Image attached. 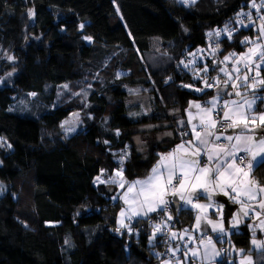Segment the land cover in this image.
<instances>
[{
	"label": "trees",
	"instance_id": "16d2710c",
	"mask_svg": "<svg viewBox=\"0 0 264 264\" xmlns=\"http://www.w3.org/2000/svg\"><path fill=\"white\" fill-rule=\"evenodd\" d=\"M246 4L197 0L184 7L175 0H115L114 6L113 0H0V56L6 50L15 57L14 63L0 59V76L16 69L0 86V137L12 145L0 151V181L5 186L0 196V264H159L154 252H160L162 237L157 247H150V228L144 222L135 224L138 235L112 230L121 204L114 205V192L94 185L93 178L101 168L111 174L118 166L112 152L125 145V175L135 179L147 174L156 152L169 146L156 137L175 129L170 113L182 112L188 100L196 98L179 86L192 81L177 71V61L185 49L206 48L205 32L223 27L241 7L247 11ZM29 8L32 18L27 16ZM244 35L252 33L235 34L233 44L223 36L222 54L233 48L243 51L239 42ZM82 36H92V43L84 44ZM118 70L126 75L117 79ZM88 75L102 79L87 97L86 112L93 118L82 131L62 140L56 137L60 121L76 105L72 100L58 103L57 91ZM168 76L172 80L165 84ZM129 88H139L140 96H129ZM30 92L36 95L30 98ZM19 100L28 108L14 107ZM142 104L151 109L147 115H128L140 112ZM261 105L258 102L257 109ZM149 124L157 127H144ZM253 175L264 183V165ZM185 213L179 214L175 228L188 219ZM231 240L236 248L247 249L250 233L242 227ZM228 258L224 255L223 264Z\"/></svg>",
	"mask_w": 264,
	"mask_h": 264
},
{
	"label": "snow or ice",
	"instance_id": "6c2138e0",
	"mask_svg": "<svg viewBox=\"0 0 264 264\" xmlns=\"http://www.w3.org/2000/svg\"><path fill=\"white\" fill-rule=\"evenodd\" d=\"M175 2L190 7L197 0ZM113 4L115 6V0ZM246 8L247 11L244 7L236 11L223 27L205 32L206 48L185 49L177 61V71L190 75L192 81L182 82L179 86L189 89L196 98L189 99L182 112L173 109L170 113L176 123L175 129L156 137L169 146L156 152L155 162L147 174L135 179L125 175V162L129 158L128 145H125L119 152H112L118 166L111 174L108 169L101 168L93 178L94 185L103 184L110 193H115L110 197L114 205L121 202L112 230L131 235L138 233L136 223L146 221L150 228L147 237L150 247H157L159 237H165L162 241L165 251L154 252L159 264H223L224 255L229 257L228 264H253L252 252H264V239L257 238L258 233L264 236V183L253 175L264 165V110L257 111L258 102L264 104V95H261L264 93V0H247ZM116 14L120 15L119 7H116ZM27 16H34L33 9L27 10ZM78 27L82 30L84 25ZM183 30L188 31L187 28ZM242 30L252 33L240 39L243 51L233 48L222 54L221 37L225 36L229 44H233L234 35ZM129 37L132 38L131 33ZM81 38L90 43L93 41L92 36ZM0 59L15 62V57L6 50ZM15 71V67L6 71L0 76V82ZM119 77L120 73H117L116 78ZM171 80L168 76L164 83ZM61 87L71 91L68 84ZM91 87L88 83L79 92H71L72 97H81L83 107L69 112L60 121L59 127L64 131L62 138L75 132L82 122L80 112L89 107L87 97ZM143 91L147 93L148 89ZM128 92L139 97L141 90L129 88ZM35 95V92L28 93L30 97ZM201 96L208 98L202 100ZM149 111L151 109L142 104L140 112H129L128 115L137 117L147 115ZM86 115L93 118L90 113ZM107 122L105 117L104 123ZM114 131L119 137L120 130ZM177 135L179 142L173 143ZM163 137L171 139L165 141ZM136 139L137 144H141L140 139ZM0 142V147L4 144L12 147L4 137H0ZM103 143L108 145L110 142L104 140ZM0 191H3V185H0ZM218 196L225 197L227 202L218 200ZM229 203L235 205V210L227 216L225 209ZM173 210L176 215L193 213L194 222L190 227L176 230ZM241 224H246L251 234L247 254L244 249H237L231 240L233 234H238ZM217 243H227L229 249L217 248ZM65 244H69L67 238Z\"/></svg>",
	"mask_w": 264,
	"mask_h": 264
},
{
	"label": "rangeland",
	"instance_id": "374dc122",
	"mask_svg": "<svg viewBox=\"0 0 264 264\" xmlns=\"http://www.w3.org/2000/svg\"><path fill=\"white\" fill-rule=\"evenodd\" d=\"M181 5H183V4H181ZM184 6V5H183ZM221 39H223V36L221 37ZM226 40L225 41H227L228 42V40H227V38H225ZM82 41H83V43L84 44H86V45H90L91 43L90 42H88V41H86V40H84V39H82ZM222 41H224V40H222ZM229 43V42H228ZM223 49V48H222ZM151 62V61H150ZM151 63H154V62H151ZM211 63V62H210ZM117 73H120V77L121 76H123V75H126V73H124L123 71H121V70H118L115 74H117ZM115 77H116V75H115ZM119 77V78H120ZM86 79H84V80H82V82H80V83H77V84H75V85H72V86H69V88H70V90L71 91H65L63 88H61L60 90H58L57 91V93L59 92L60 93V96H59V98L57 97V101H58V103H63L64 101H66V100H72V102L74 103V105H76V110L75 111H79L82 107H83V105H82V103H81V97H72L71 96V92H79L80 91V89L82 88V87H84L85 86V84H88V83H90L91 85H92V87H91V89H89L88 91H89V93L90 92H92V90L93 89H95V88H97L99 85H100V82L102 81V79L101 78H97V77H93V76H91V75H88V76H86L85 77ZM4 82V80L2 81V82H0V86L2 85V83ZM128 94H129V92H128ZM129 96H131V95H129ZM131 97H133V96H131ZM30 98H32V97H30ZM22 102V100H19V101H17V105L15 104L14 105V107H20V108H23V110H25V109H27L28 108V105L26 104V103H21ZM86 108L85 109H83V111H81L80 112V115H81V118H82V122L76 127V131L75 132H72V133H69L68 134V136H67V138H62V137H64V131L59 127L58 128V132L56 133V137H58V138H60V139H62V140H66V139H68V138H70V137H72V136H74L75 134H77L78 132H80V131H82L83 129H84V127L86 126V124L89 122V121H91L92 119H89L88 118V116L86 115ZM0 143H2V142H0ZM9 148L7 147V144H4V146L3 147H0V151H7ZM109 175H110V173H108ZM105 179L107 178L106 176L104 177ZM0 185H3V191H0V196L4 193V188H5V186H4V184L0 181ZM20 191H21V188L19 189ZM115 194V193H114ZM113 194V195H114ZM121 203V202H120ZM249 232V231H248ZM251 235V234H250ZM259 239H264V236H262L261 238H259ZM250 241V240H249ZM251 247V245H250V243H249V246H248V248L247 249H244L245 250V254H247V252H248V249ZM228 249H229V246H228ZM238 249V248H237ZM240 249V248H239ZM253 253L255 254V255H260L259 257H255L254 258V256L252 255V259H253V264H255V262H256V260L257 261H259V262H262L263 264H264V255L262 254V253H257V252H255V251H253ZM228 260H229V258L228 259H226V262L228 263Z\"/></svg>",
	"mask_w": 264,
	"mask_h": 264
},
{
	"label": "crops",
	"instance_id": "0c3cea01",
	"mask_svg": "<svg viewBox=\"0 0 264 264\" xmlns=\"http://www.w3.org/2000/svg\"><path fill=\"white\" fill-rule=\"evenodd\" d=\"M258 106V105H257ZM261 110H264V104H262L261 105V108L260 109H257V111H261ZM258 123V122H257ZM217 199L218 200H221V201H225V202H227L226 201V198L225 197H223V196H218L217 197ZM201 202H204L203 200L201 201ZM121 204V203H120ZM235 210V205H232V204H228V206H227V208L225 209V212H226V215L227 216H230L231 215V212L232 211H234ZM189 214V215H188ZM186 215H188V219L186 220V219H184V221L181 223V225L179 226V227H177V228H175L176 230H179V229H182V228H184V227H190L191 226V224L194 222V215H193V213H191V212H186L185 214H184V216H186ZM186 218V217H185ZM226 227H227V224L225 225ZM242 227H245L246 229H247V231H249L248 230V228H247V226H246V224H241L240 226H239V231L242 229ZM236 229H233V232L234 233H236ZM262 236H260V234L258 233L257 234V238H261ZM173 243H175V242H173ZM220 247H223V248H225L226 250L228 249V244L227 243H224V246L223 245H221V244H219V243H217V248H220Z\"/></svg>",
	"mask_w": 264,
	"mask_h": 264
},
{
	"label": "built area",
	"instance_id": "2783aa9c",
	"mask_svg": "<svg viewBox=\"0 0 264 264\" xmlns=\"http://www.w3.org/2000/svg\"><path fill=\"white\" fill-rule=\"evenodd\" d=\"M173 217H174V225L176 226V222H177V219H178L179 215H176L175 210H173ZM144 223H145V225L148 226V224H147L146 221H145ZM136 229H137V228H136ZM138 232H139V229H138ZM134 234H135V235H138L137 232H134ZM161 237H162V240H161V245H160V252H164V251H165V245L163 244L162 241L165 239V237H164V236H161Z\"/></svg>",
	"mask_w": 264,
	"mask_h": 264
}]
</instances>
